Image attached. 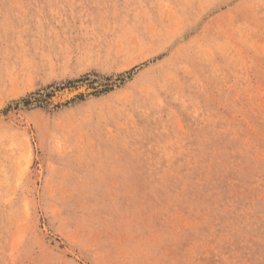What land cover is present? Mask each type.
Segmentation results:
<instances>
[{"label":"rangeland","instance_id":"obj_1","mask_svg":"<svg viewBox=\"0 0 264 264\" xmlns=\"http://www.w3.org/2000/svg\"><path fill=\"white\" fill-rule=\"evenodd\" d=\"M263 30L264 0H0V264H264Z\"/></svg>","mask_w":264,"mask_h":264},{"label":"bare ground","instance_id":"obj_2","mask_svg":"<svg viewBox=\"0 0 264 264\" xmlns=\"http://www.w3.org/2000/svg\"><path fill=\"white\" fill-rule=\"evenodd\" d=\"M245 9V8H244ZM176 18V17H175ZM181 21V20H180ZM170 23V22H169ZM175 24H176V21H175ZM174 24V25H175ZM178 24V26H179V24H180V22L179 23H177ZM145 25V24H144ZM173 27V26H172ZM175 27H176V25H175ZM167 28V27H166ZM184 28V27H183ZM185 28H186V26H185ZM173 29V28H172ZM176 29V28H175ZM150 30V29H149ZM151 30H153V29H151ZM178 30V29H177ZM184 30V29H183ZM169 31H171V29L169 30ZM179 31H180V29H179ZM264 31V30H263ZM153 32H155V31H153ZM177 32V31H176ZM161 33V32H160ZM150 35V34H149ZM155 37V36H154ZM125 38V37H124ZM153 39V38H152ZM140 42V41H139ZM138 42V43H139ZM138 43H137V45H138ZM149 45V44H148ZM128 47V46H127ZM142 50V49H141ZM144 52V51H143ZM227 68V67H226ZM174 77V76H173ZM238 86V85H237ZM152 88V87H151ZM247 125V124H246Z\"/></svg>","mask_w":264,"mask_h":264}]
</instances>
